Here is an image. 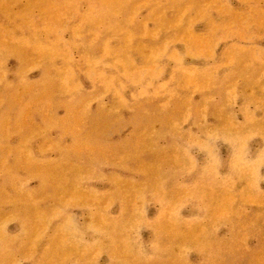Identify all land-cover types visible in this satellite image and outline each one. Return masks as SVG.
<instances>
[{
	"label": "rangeland",
	"instance_id": "obj_1",
	"mask_svg": "<svg viewBox=\"0 0 264 264\" xmlns=\"http://www.w3.org/2000/svg\"><path fill=\"white\" fill-rule=\"evenodd\" d=\"M0 264H264V0H0Z\"/></svg>",
	"mask_w": 264,
	"mask_h": 264
},
{
	"label": "bare ground",
	"instance_id": "obj_2",
	"mask_svg": "<svg viewBox=\"0 0 264 264\" xmlns=\"http://www.w3.org/2000/svg\"><path fill=\"white\" fill-rule=\"evenodd\" d=\"M115 2V1H114ZM118 4V3H117ZM124 8V7H123Z\"/></svg>",
	"mask_w": 264,
	"mask_h": 264
}]
</instances>
